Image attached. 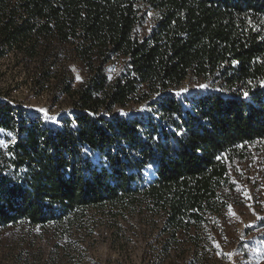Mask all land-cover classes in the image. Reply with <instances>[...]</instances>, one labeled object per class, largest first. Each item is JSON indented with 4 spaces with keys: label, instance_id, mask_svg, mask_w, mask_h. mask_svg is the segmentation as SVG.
<instances>
[{
    "label": "trees",
    "instance_id": "trees-1",
    "mask_svg": "<svg viewBox=\"0 0 264 264\" xmlns=\"http://www.w3.org/2000/svg\"><path fill=\"white\" fill-rule=\"evenodd\" d=\"M11 55L71 109L0 99V264L84 262L127 215L162 261L203 264L229 167L264 142V0H0Z\"/></svg>",
    "mask_w": 264,
    "mask_h": 264
},
{
    "label": "rangeland",
    "instance_id": "rangeland-1",
    "mask_svg": "<svg viewBox=\"0 0 264 264\" xmlns=\"http://www.w3.org/2000/svg\"><path fill=\"white\" fill-rule=\"evenodd\" d=\"M154 16L151 12L150 17ZM17 56L0 60V99L41 112L46 119L69 111L68 101L56 103L45 87L32 82L37 63L19 60L22 57ZM74 73L79 81L81 75L77 67ZM245 154V160L237 159L229 167L234 185L227 191L229 210L222 225L211 231L213 247L208 248L203 264H264V142L249 147ZM127 218V222L121 223L123 229L117 241L102 227L97 229L93 239L81 242L84 262L78 260L75 264H184V260L175 256L162 261L155 249L158 243L145 242L136 218L129 215ZM149 243L154 244L153 247L150 248ZM38 244L44 245L40 241L36 244L40 246Z\"/></svg>",
    "mask_w": 264,
    "mask_h": 264
},
{
    "label": "snow or ice",
    "instance_id": "snow-or-ice-1",
    "mask_svg": "<svg viewBox=\"0 0 264 264\" xmlns=\"http://www.w3.org/2000/svg\"><path fill=\"white\" fill-rule=\"evenodd\" d=\"M201 87H204V86H201ZM247 95V93H245V96ZM151 165H149V167H150Z\"/></svg>",
    "mask_w": 264,
    "mask_h": 264
}]
</instances>
